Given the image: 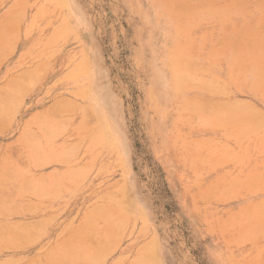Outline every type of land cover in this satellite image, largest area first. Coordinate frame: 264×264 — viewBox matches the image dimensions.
I'll return each instance as SVG.
<instances>
[{"label": "rangeland", "instance_id": "rangeland-1", "mask_svg": "<svg viewBox=\"0 0 264 264\" xmlns=\"http://www.w3.org/2000/svg\"><path fill=\"white\" fill-rule=\"evenodd\" d=\"M180 1L0 0V88H3L0 90V94L5 95L0 97V104L3 103L1 104L2 109L0 107L2 110H0V173L5 171L4 174H0V179L2 178L0 181L4 182L3 185H1L2 182L0 185L9 191L7 192L5 190L7 192L6 194L4 190H0V193L6 194L7 197L9 195L13 197L10 199L11 201L6 198L10 201L9 203L5 198L0 201H2L1 206H7V208L15 202H20L19 204L22 203L23 205L25 204L26 208L27 206H31L30 204L33 206L37 203V206L34 205L33 207L35 210L33 208L30 209V207L27 208L28 213L25 211L26 209L22 208L24 213L18 214V212H21V209L18 210V208L21 207L17 206L16 208L14 207L15 205L13 208H16L18 211L11 207L9 211L14 210L17 214L13 212L9 215L8 209L10 208L7 209L4 207L6 208L5 211H2L4 208L0 209V231L6 229V226H10V224L11 228L13 226L14 230H17L19 228L17 226L21 225L17 224L21 222H26L24 224L22 223L23 225L30 224V228L33 224L30 222L34 221L38 223L39 220V222H41V220L44 222V224L42 222L41 224L38 223L39 227L37 223H34L38 228L36 235L35 233L31 234V232H34L32 229L28 228L26 225L23 226V228L27 227L26 229L30 230V232H27L25 229L27 233L23 232L25 234H22L23 237L21 236V238L20 235L17 237L18 234H20L19 231L17 233L15 232V234H17L15 237L18 241L14 237L15 234L9 235L14 232L13 228L10 229V227H7L8 230L2 231V233L8 231L9 234L7 232L5 233L6 237H3L8 240L4 239L3 241L1 240L3 238L0 234V246H5V250L4 247L3 249L0 247V263L3 261L2 264H48V262L52 260L51 255V259H49V256H47L48 254H54L58 251L63 253L64 247V252L67 253V248L72 249L70 247V242L73 241L72 237H76L77 241L73 242H75L77 247L79 242L82 246L85 244L84 241L87 243L86 246L84 245L85 248L83 249H81L80 245L78 248L83 252L79 250L77 253L82 252L81 255L84 254L82 255L84 258H80H82V260L84 259L88 264H133L134 260L137 262L136 264H143L142 262H144V264H264V234H261L263 231L261 229L258 231L259 228L258 230H252L251 232H255L256 230V237L253 236L254 233L251 234L252 236L250 234H245L248 233L247 231L249 228L252 229L251 226L255 228L257 226L260 227V225L257 224H260L262 220L264 222V204L261 205L262 211L260 210L261 208H258L263 214L259 213L260 211L258 212V209L255 208L257 204L261 203L260 201L264 203V140L261 141L262 143H260V145L258 144L260 139H264V135L261 136L264 132V124L260 125V123H254L256 121H253V116H251L254 114L256 115V113L257 115L255 117L261 114H263L261 117L264 116V82L260 81L258 78L261 74L260 79L264 81V78H261L264 77V55H262L264 54V0ZM175 2L180 3L174 4ZM183 2L185 3L183 4ZM192 2L197 3L193 4ZM195 5H197V7ZM185 8L186 10L184 11ZM179 10H182V12ZM189 10H192V12ZM35 12L39 13L37 14ZM35 14L36 16H34ZM9 18H11L12 21L11 19L9 20ZM13 26L16 28H13ZM177 26L181 31L180 29L178 30ZM65 29L67 30L66 32ZM223 30L225 32H223ZM57 32H60L59 35ZM2 34L6 35L2 37L4 40L1 38ZM253 36L256 37V40ZM240 37L242 39H240ZM257 38L259 40H257ZM232 42H234V44ZM242 42H244V44ZM188 44L189 46H187ZM216 46L219 47L217 48ZM170 48H172V50ZM175 48L177 51H175ZM210 49L211 52L209 53ZM235 51H237L238 54ZM177 60H180V63H178ZM258 61L260 63H258ZM184 62L186 65H184ZM256 67L260 68L257 69L260 70V73L258 71L254 72L256 71ZM262 68L263 73L261 72ZM170 69L174 74L171 73ZM37 72L39 73L37 74ZM254 73H256V75L258 73L256 79H254ZM176 74L179 78L178 83H175ZM194 77L198 82H195L196 79ZM192 78H194V80ZM17 79L21 81H18L21 85L17 82ZM24 79H26V81ZM200 79L205 82H201ZM182 80L186 83V89H183L185 83L182 84ZM255 80L261 83L257 81L254 82ZM9 82L10 84H8ZM199 82L202 83V86ZM15 85L16 89L19 88L17 89L19 91L14 89ZM17 85H20V87ZM9 86L13 89H9ZM25 86L28 88L25 89ZM258 86L262 89H259ZM206 88H208L207 91ZM4 89L6 92H4ZM211 90H213V92ZM20 91H22V93ZM82 92H85L84 96ZM7 93L8 95H6ZM6 97H8V99H4ZM10 98L11 101H9ZM5 101H9L8 104L5 103ZM61 102L65 105L61 104ZM4 103L8 106L5 108L8 109L3 108ZM243 103L247 105L245 106L246 108L243 106ZM58 104L59 107H66L64 111H62L63 107L56 108ZM71 104L73 105L71 106ZM210 104L212 107H210ZM216 104H218V106ZM219 104L222 106H220L221 108H219ZM236 105L240 106L237 107ZM202 106L204 108H201ZM53 107L56 109L53 110ZM209 107L210 110L212 109L211 112L216 110V115L220 111V113H218L220 118L227 119L226 123L229 124L227 126L230 127V125H232L233 129L235 127L237 128V126L240 128V126L244 125V120H241L243 125H237L239 116L241 119L247 116L248 118L251 117L253 123L250 122L249 124L252 126L249 127L250 125H244V127L247 126L249 130L250 128L257 131L259 130L258 133L255 134L253 132L255 135L251 134L252 131L246 132L245 128L243 129L245 131L244 134L243 132H237L239 128L233 130L231 127H226L225 120V124L222 123V126H220L218 124L222 121L220 123L217 122L220 120V118L218 119V115H212L214 118L217 117L218 119L215 118L217 120H215V124L218 123V127H214V119L210 117V112L207 113L210 115L209 117L208 115H204L205 111H210L207 110ZM223 107L224 110L226 108L224 114H222L223 110H219ZM251 107L254 110L250 109ZM86 108L92 112H88ZM66 109L67 112L65 114ZM198 109L204 112L200 115L202 117L196 116L200 114ZM227 109L230 110L232 115L234 113L237 114L238 117L236 116L235 118V114L233 116L234 121L237 123L231 120L232 116L229 115L230 113L228 115L231 117L225 115ZM234 109L236 110L233 113ZM259 110L260 114H258ZM3 111L6 113H3ZM83 112H87V115L91 113L94 117L89 115L88 119V116ZM241 112L242 115L244 114V117L240 115ZM82 114L84 115L82 116ZM213 114L215 113L213 112ZM38 115L45 116L46 122L43 117ZM204 116L212 120L208 121V123H206L207 120L203 122V120H205ZM54 117L56 121L59 119L57 123ZM85 117L87 121L94 118L92 122L94 121L95 123L90 121L89 124L86 120H83ZM63 118H67L66 120L68 121L65 120V122ZM47 119L49 121L54 120L56 124L54 125V121L49 122ZM60 119H62L61 122L64 121L63 124L60 122ZM200 120H202L203 125L205 123L206 127L198 125ZM228 120L230 123L227 122ZM256 120L259 122L260 119L257 118ZM79 121H82V125H79ZM83 121L87 122L90 127ZM248 121H250V118ZM261 121L264 120H260V122ZM36 122L40 124L39 127ZM195 122L199 127L194 124ZM32 123H36V125L34 126ZM41 123L45 126L43 124L41 125ZM48 123H50V125ZM234 123H236V126ZM244 123H247L246 120ZM61 124L64 125V129L61 128ZM200 124L202 123L200 122ZM28 125L31 126V129L29 126V129L33 131L31 132L36 134L33 135L35 139H30L29 135L32 136L30 130H26L28 133L25 131ZM51 125L52 128L56 126L53 128L54 130L50 129ZM85 125L88 128H86L87 130L84 128ZM223 125L226 129L222 128ZM257 125H260V127ZM256 126L258 129L255 128ZM56 129H60L57 134H60L59 132H64V130L66 132L64 134L61 133L62 135L60 134L59 137L56 135L55 137L57 139H54L53 135L56 134L54 132ZM44 130H49L47 132L50 133L48 134L44 132ZM51 130L54 132L53 135ZM234 133L238 137L235 138L236 140H244L245 138V140L241 142L237 140V143L240 144L239 146L235 142V139H233L235 137ZM246 133L249 134L248 138L247 135L244 137ZM241 134L243 136H241ZM24 135L26 138H23L25 137ZM47 135L48 137L50 135V137L48 138ZM37 136L39 137L37 138ZM51 136H53V143H51ZM39 139L41 142L38 141ZM28 140L35 143V145V141H37V144L40 142V145L38 144V146L36 145L32 148L29 143L27 144L26 141ZM49 140H51V142H49ZM182 140L185 146L182 144ZM200 141L204 144L202 143L203 145H200V148L196 147L197 142L199 145ZM248 141V148L250 150L246 147L248 151L246 153L244 146L247 145ZM21 142H26V145ZM93 142L95 145H92ZM224 143L227 145L226 149L225 147L224 149L222 148ZM51 144H53V147H50L52 146ZM64 144H66V146ZM73 144L75 148H77V151L70 146ZM77 144H79L78 147H80V149L77 147ZM217 145H220V148ZM40 146L42 148H40L41 152H39L40 149H37V147L39 148ZM253 146L256 147L254 148ZM92 147L93 151L90 152L89 150H91ZM227 147L229 148L228 151ZM238 147H240L241 150ZM29 148L32 150V154L31 150H28ZM63 148L64 152L68 149V151H75L74 153L76 154L73 153V156L70 158L72 152L70 151V153L67 151L68 156L66 157V153L64 154L65 156L62 155L64 152L62 153L61 149ZM214 148H216L214 150L216 154L213 155V151L211 154V156H213L208 161L207 157L209 158V153ZM50 149L51 152H55L52 153L53 156L54 154L57 155V152H61L62 154L59 153L61 156L58 155L59 157H56L58 160L62 157L61 161H64H59L60 164H58L57 161L55 162V160H57L56 157L49 158L52 155ZM37 152H39V154ZM42 152L44 156L46 154L45 158L50 153V156L46 158V161L48 160L47 164L50 163L49 165L42 164V161L45 162L44 156L41 155ZM217 152H223L222 154H224V152L227 154L228 152L229 154L234 153L233 155L236 159L238 157L236 155H240L242 152L240 157L242 156L243 159L238 161L240 158L238 157V163H235L236 159L232 155L231 158H233V160L230 161L229 159L228 161V159H226L228 162L227 164L224 158H222L225 162L222 166V159L214 160L222 156V154L218 155ZM243 154L246 155L244 156ZM75 155L76 157H74ZM38 157H41L40 159H42V161H40ZM64 157L67 159L70 158L69 162L67 159L66 161ZM4 158H6L7 162L3 160ZM34 158H37L40 162L38 163L35 159L38 164L36 162L34 163ZM49 159H52L54 163L49 162L51 161ZM205 159L208 161L207 164L205 163ZM216 161H219L218 166H216V164L214 167L213 165L208 167L210 163L215 164ZM221 161L222 164L220 165ZM11 163L14 167H18V169L16 167V170L21 171L19 170L20 167L23 172L21 171L22 173H20L13 169V172L16 173L17 176L14 173H10L12 170L10 171L9 169L13 168ZM42 165L45 166L41 167ZM91 165L92 167L89 168ZM6 166H11L12 168L7 170ZM85 168L87 169V173ZM100 169L103 170L101 171ZM51 170L52 172L57 170L58 174L56 175L55 172L52 173ZM48 172H50V175ZM9 173L10 176L8 175ZM72 173H74V175H72ZM199 173H201L200 176L197 175ZM19 174L20 177L18 178ZM40 174L42 176H40ZM52 174H55L56 177H53L60 180L61 184L64 183L58 186L60 185L59 181L53 177L51 178L50 176H52ZM75 174L77 175L76 177H74ZM65 175H67V177L70 176V178L73 176V178L70 179L71 182H68L69 178ZM8 176L12 178L7 183L6 180H9ZM245 176L246 178L252 177V180L249 178L247 179L250 183L252 182L251 184H258L251 186L249 182H246L247 185L242 186L245 184L244 180V183L240 187L237 186L238 191L232 190L235 188V185L232 189L229 187L232 192L234 191L233 193L230 192L233 194L230 197L226 196L227 198H224L225 192L221 196V193L218 195L224 188L230 186L229 178L235 183L233 181L234 178L243 180L242 178ZM36 178L39 182L40 178L42 180L44 179L43 182L45 181L46 184L39 183ZM61 178H63V180ZM222 178H224V181H222ZM257 178L259 179L258 181L256 180ZM25 179L29 180V184L32 179L30 186L33 189L27 184L28 180L26 181ZM51 179H53L55 186L58 187L61 194L57 187H54ZM241 180L237 181V183ZM72 181H75L74 186ZM35 182H37V184ZM5 183L7 185H5ZM9 185H12V187H9ZM34 185L35 188L36 186L38 187L35 189L33 187ZM49 185L50 191H48L47 188ZM257 186L260 188L258 189ZM24 187L28 192L29 190L33 191L30 192L34 194L36 190L42 191L43 187L47 190L43 188L42 192L44 194L41 193V191H36L39 193V195L36 193L39 198L44 196V198L36 199L38 196H30V192L23 194L22 192L24 191H22V188ZM255 187L259 191H254L255 193H252L251 191L256 190ZM18 188L21 189V191H18ZM16 190L17 194L15 193ZM229 191L230 190H226L227 193ZM10 192H13L12 195ZM19 192L22 195L21 197L18 196ZM209 192L213 194L211 195ZM3 194H0V198L3 197ZM205 194H207L206 199ZM48 195L50 196L47 197ZM213 195H215V197H213ZM254 204H256L255 207L253 206ZM97 205L104 211L102 212L99 208L97 209ZM249 205H251L250 207L252 209L255 208L258 214L262 215H260V218L258 217L259 215H256L258 221L262 218L260 223L256 224L258 221L254 219V213H256L255 209H245L246 206ZM92 207L93 211L91 210ZM244 209L246 212L243 211ZM249 210H251L254 216H252L250 212L251 216L248 217ZM86 211L88 213H85ZM3 212L5 215H3ZM99 212L101 214L100 217L98 216ZM236 212L243 216H238L242 223V229H240L241 223L238 221L240 223L239 226L237 222L238 219L236 220L238 215ZM243 212L245 215L246 213L248 214L246 216L249 220L254 219L256 222L253 223V220H251L249 222L251 226L248 225V222V224L244 223L243 220L246 217L243 215ZM102 215H105L104 218L111 217V219L107 221L108 218H105L104 220L107 221L105 222L101 220ZM84 216L87 218L84 219ZM89 216L91 218L89 222L92 221L87 224ZM94 216L98 218H93ZM230 217L231 219L233 218L232 221L231 219L227 221ZM247 218L246 221H249ZM27 221H30L29 224H27ZM93 221L97 223L96 227L99 228H97L98 232L93 228L95 227ZM115 221L120 223L117 224ZM107 223H109V225ZM113 223L119 225L118 228L117 225L115 224L114 226ZM106 224L109 226L110 233L106 230V235H104V227L107 226ZM112 224L114 229L112 228ZM123 224L125 226H123ZM263 224L261 226H263ZM33 226L36 228L35 225ZM90 228L94 230L90 232ZM111 228L113 230H111ZM260 228L264 230V226ZM22 230L20 231L22 232ZM80 231H82L81 233L84 231V234H81ZM94 231H96L95 236L97 234H102L101 237L103 239L107 237L109 233V238L104 239V241L107 242V244L105 243L106 246L102 244L104 241L103 239V242L101 241V237L96 240L94 234H92ZM86 232H88L89 235H87ZM112 233L114 235L115 233L117 234L113 237L114 240L110 239V236H113L110 235ZM119 233L123 234V236L120 234L118 237ZM238 233L242 234L243 237H240V239L235 242L240 236ZM28 234L32 235V237L30 235L32 240ZM67 234L70 236H67ZM24 235H28L26 240H24L26 238ZM7 236H12V239L14 237V241L11 237L8 238ZM115 237L121 239L118 240V238L115 239ZM63 238V241L67 238L68 240L71 238V241L67 240V242L65 241L63 243ZM19 239L21 241H28L21 242ZM107 239H110L111 242L116 241L117 243H114L115 247L109 240L106 241ZM252 239L253 241L251 242ZM1 241H7L9 245L6 246V244H8L7 242H5L6 244H1ZM99 241L102 242L101 244L104 247H102L101 244L96 245ZM68 242L70 245L67 244ZM10 244H12V246ZM72 244V247L76 246L74 243ZM109 244L112 245L114 249L111 250L112 247H108ZM61 246H63L62 250ZM87 246L96 247L97 251H92L91 247L88 248L91 249V251H89L87 250ZM59 247L61 248L59 249ZM54 249L57 250L54 251ZM93 249L95 250V248ZM77 250L76 248V251ZM105 250H107L108 253H102V251L104 252ZM73 251L75 252V250ZM68 253H70V251ZM68 253L66 260L68 258L69 261L71 257H69ZM88 253L94 257L90 256V258ZM63 255L65 256L64 253ZM63 255L57 257V263L55 261L54 264H63L65 261L63 260L62 263V259L65 258H62ZM78 255L80 254L75 255V260H73L74 255L72 253V261H76L74 264L84 263V261L78 259ZM44 256L45 259L43 258ZM87 256L91 261L94 259L95 262L90 261L89 263L90 259ZM53 257L55 258V256ZM100 257L102 260H100ZM54 258L53 260H55ZM58 258L62 259L59 260ZM53 260L49 264H53ZM98 260L101 262L99 263ZM136 260H140L141 262ZM68 261V264L72 263L71 260L69 261L70 263ZM77 261L80 262L77 263Z\"/></svg>", "mask_w": 264, "mask_h": 264}, {"label": "bare ground", "instance_id": "bare-ground-1", "mask_svg": "<svg viewBox=\"0 0 264 264\" xmlns=\"http://www.w3.org/2000/svg\"><path fill=\"white\" fill-rule=\"evenodd\" d=\"M178 1H180V0H178ZM182 1H184V0H182ZM186 1H187V0H186ZM186 1H185V2H186ZM190 1H191V0H190ZM194 1H195V0H194ZM194 1H193V2H194ZM180 2H181V1H180ZM180 2H179V3H180ZM185 2H183V4H184ZM193 2H192V3H193ZM179 3H176V2H175L174 4H179ZM189 3H190V2H189ZM196 3H197V2H196ZM196 3H193V4H196ZM187 4H188V3H187ZM213 4H214V2H213ZM235 4H237V3H235ZM38 5H39V4H38ZM190 5H192V4H190ZM206 5H207V4H206ZM209 5H210V4H209ZM39 6H40V5H39ZM176 6H177V5H176ZM176 6H175V7H176ZM183 6H184V5H183ZM195 6L197 7V5H195ZM225 6H226V5H225ZM225 6H224V7H225ZM177 7H178V6H177ZM184 7H186V6H184ZM187 7H188V5H187ZM192 7H193V6H192ZM196 7H195V8H196ZM220 7H221V6H220ZM228 7H229V6H228ZM40 8H41V6H40ZM47 8H48V6H47ZM37 9H38V8H37ZM225 9H226V8H225ZM175 10H176V8H175ZM185 10H186V8L184 9V11H185ZM36 11H37V10H36ZM173 11H174V7H173ZM179 11L182 12V10H179ZM189 11L192 12V10H189ZM175 12H176V11H175ZM35 13L38 14L39 12H35ZM43 14H44V13H43ZM34 16H36V14H35ZM10 19H11V18H9V20H10ZM11 21H12V19H11ZM15 21H16V20H15ZM16 23H17V22H16ZM2 24H3V22H2ZM257 24H258V23H257ZM16 25H17V24H16ZM10 26H11V24H10ZM256 26H257V25H256ZM14 27H15V26H13V28H14ZM254 27H255V26H254ZM15 28H16V27H15ZM17 28H18V26H17ZM63 28H64V25H63ZM177 28H178V26H177ZM179 29H180V28H178V30H179ZM232 30H234V29H232ZM247 30H248V29H247ZM66 31H67V30L65 29V32H66ZM180 31H181V29H180ZM180 31H179V32H180ZM176 32H177V31H176ZM223 32H225V31L223 30ZM232 32H233V31H232ZM59 33H60V32H59ZM59 33L57 32L58 35H59ZM187 33H188V32H187ZM242 33H243V32H242ZM245 33H248V32H245ZM254 33H255V32H254ZM222 34H223V33H222ZM0 35H1V33H0ZM58 35H56V36H58ZM60 35H61V34H60ZM241 35H242V34H241ZM254 35H255V34H254ZM258 35H259V34H258ZM3 36H6V35L2 34L1 38H2ZM8 36H9V35H8ZM242 36H244V35H242ZM242 36H241V37H242ZM247 36H249V35H247ZM251 36H252V35H251ZM218 37H220V36H218ZM236 37H237V36H236ZM241 37H240V39H242ZM253 37H254V36H253ZM5 38H6V37H5ZM54 38H55V36H54ZM54 38H52V39H54ZM204 38H205V37H204ZM246 38H247V37H246ZM255 38H256V37H254V39H255ZM258 38H259V37H258ZM258 38H257V40H259ZM2 39L4 40V38H2ZM249 39H251V38H249ZM230 40H231V39H230ZM251 40H252V39H251ZM255 40H256V39H255ZM187 41H188V40H187ZM192 41H193V40H192ZM210 41H211V40H210ZM242 41H243V40H242ZM6 42H7V41H6ZM50 42H52V41H50ZM182 42H183V41H182ZM223 42H224V41H223ZM260 42H261V41H260ZM52 43H53V42H52ZM190 43H191V42H190ZM232 43L234 44V42H232ZM242 43L244 44V42H242ZM245 43H246V42H245ZM261 43H262V42H261ZM263 43H264V42H263ZM182 44H184V43H182ZM201 44H204V43H201ZM229 44H230V43H229ZM243 44H242V45H243ZM247 44H248V43H247ZM258 44H259V42H258ZM221 45H222V44H221ZM230 45H231V44H230ZM178 46H179V45H178ZM178 46H177V47H178ZM187 46H189V44H188ZM250 46H251V45H250ZM252 46H253V45H252ZM172 47H173V45H172ZM180 47H181V46H180ZM216 47H217V46H216ZM218 47H219V46H218ZM218 47H217V48H218ZM178 48H179V47H178ZM214 48H215V47H214ZM214 48H213V49H214ZM223 48H224V47H223ZM250 48H251V47H250ZM250 48H249V49H250ZM170 49L172 50V48H170ZM173 50H174V49H173ZM182 50H183V49H182ZM215 50H216V49H215ZM175 51H177L176 48H175ZM179 51H181V50H179ZM217 51H218V49H217ZM243 51H244V49H243ZM210 52H211V49H210L209 53H210ZM235 52H237V51H235ZM260 52H261V51H260ZM170 53H171V52H170ZM178 53H179V52H178ZM181 53H182V52H181ZM184 54H185V53H184ZM237 54H238V52H237ZM41 55H43V54H41ZM262 55H264V54H262ZM82 56H83V55H82ZM170 56H171V55H170ZM236 56H237V55H236ZM174 57H175V55H174ZM240 57H241V56H240ZM263 57H264V56H263ZM175 58H176V57H175ZM194 58H195V57H194ZM242 58H243V57H242ZM83 59H84V58H83ZM182 59H183V58H182ZM185 59H186V58H185ZM81 60H82V58H81ZM177 61H178V60H177ZM179 61H180V60H179ZM179 61H178V63H180ZM263 61H264V60H263ZM181 62H182V61H181ZM186 62H187V61H186ZM166 63H167V62H166ZM176 63H177V62H176ZM176 63H175V64H176ZM190 63H191V62H190ZM245 63H246V60H245ZM249 63H250V62H249ZM258 63H260V62L258 61ZM242 64H244V63H242ZM179 65H180V64H179ZM184 65H186L185 62H184ZM257 65H258V64H257ZM85 66H86V65H85ZM177 66H178V65H177ZM177 66H175V67H177ZM191 66H192V64H191ZM178 67H179V66H178ZM184 67H185V66H184ZM184 67H183V68H184ZM195 67H196V66H195ZM41 68H43V67H41ZM83 68H84V67H83ZM86 68H87V67H86ZM179 68H180V67H179ZM197 68H198V67H197ZM239 68H240V67H239ZM241 68H242V67H241ZM43 69H44V68H43ZM171 69H172V68H171ZM171 69H170V71H171ZM184 69H185V68H184ZM184 69H183V70H184ZM230 69H231V68H230ZM257 69H260V68H257V67H256V71H254V72H257V71H258V72L260 73V70H257ZM36 70H37V69H36ZM77 70H78V69H77ZM81 70H82V69H81ZM173 70H174V69H173ZM186 70H187V69H186ZM190 70H191V69H190ZM245 70H246V69H245ZM261 70H262L261 72L263 73V68H262ZM38 71H39V70H38ZM179 71H180V70H179ZM187 71H189V70H187ZM191 71H192V70H191ZM252 71H253V70H252ZM175 72H176V71H175ZM238 72H239V70H238ZM21 73H22V72H21ZM21 73H20V74H21ZM31 73H32V72H31ZM38 73H39V72H37V74H38ZM70 73H71V72H70ZM171 73H173V72L171 71ZM203 73H204V72H203ZM239 73H240V72H239ZM239 73H238V74H239ZM23 74H24V72H23ZM173 74H174V73H173ZM207 74H208V71H207ZM69 75H70V74H69ZM178 75H179V74H178ZM236 75H237V74H236ZM257 75H258V73H257ZM257 75H256V73H254V76H255L254 79H256V76H257ZM19 76H21V75H19ZM172 76H173V75H172ZM183 76H185V75H183ZM189 76H190V75H189ZM203 76H205V75H203ZM244 76H245V75H244ZM260 76H261V74H260ZM260 76H258L259 80L262 81V82H264L262 79H260ZM17 77H18V76H17ZM73 77H74V76H73ZM185 77H186V76H185ZM206 77H207V76H206ZM27 78H28V77H27ZM35 78H36V77H35ZM189 78H190V77H189ZM194 78H195V77H194ZM194 78H192V79L194 80ZM197 78H198V77H197ZM258 78H257V79H258ZM261 78H264V77H261ZM67 79H68V78H67ZM72 79H73V78H72ZM183 79H184V78H183ZM187 79H188V78H187ZM190 79H191V78H190ZM195 79H196V78H195ZM205 79H206V78H205ZM12 80H15V79H12ZM24 80L26 81V79H24ZM24 80H22V81H24ZM35 80H36V79H35ZM188 80H189V79H188ZM200 80H201V79H200ZM18 81H20V80L17 79V82H18ZM172 81H173V80H172ZM175 81H176V82H175ZM175 81H174L175 83H178V82H179V78L177 77V74H176V76H175ZM180 81H181V80H180ZM185 81H186V80H185ZM191 81H192V80H191ZM191 81H190V82H191ZM202 81H203V80H201V82H202ZM210 81H211V80H210ZM247 81H248V79H247ZM256 81H257V80H255L254 82H256ZM260 81H259V82L257 81V82H258V83H261ZM10 82H11V79H10ZM10 82H9L8 84H10ZM15 82H16V81H15ZM20 82H21V81H20ZM20 82H18V83L21 85ZM182 82H183V80H182ZM187 82H189V81H187ZM195 82H198V80L196 79ZM203 82H205V81H203ZM254 82H253V85H254ZM11 83H12V82H11ZM26 83H27V82H26ZM28 83H29V82H28ZM184 83H185V82H183L182 84H184ZM192 83H193V82H192ZM217 83H218V82H217ZM14 84H17V83H14ZM23 84H24V83H23ZM187 84H189V83H187ZM199 84L202 86V83L199 82ZM210 84H211V83H210ZM256 84H257V83H256ZM256 84H255V85H256ZM20 85H17V86L20 87ZM172 85H173V84H172ZM191 85H193V84H191ZM203 85H204V84H203ZM205 85H206V84H205ZM205 85H204V86H205ZM22 86H23V85H22ZM29 86H30V85H29ZM183 86H184L185 88H184ZM183 86H182L183 89H186V83H185V85H183ZM201 86H200V87H201ZM204 86H203V87H204ZM206 86H207V85H206ZM218 86H219V85H218ZM14 87H15V88H14L15 90L19 89V88L16 89V85H15ZM25 87H26V86H25ZM25 87H23V88H25ZM177 87H178V86H177ZM193 87H194V86H193ZM193 87H192V88H193ZM255 87H256V86H255ZM5 88H6V87H5ZM11 88H12V87L9 86V89H11ZM27 88H28V87H26L25 89H27ZM196 88H198V87H196ZM196 88H195V89H196ZM204 88H205V87H204ZM210 88H211V87H210ZM251 88H252V87H251ZM258 88L260 89L261 87L258 86ZM258 88H257V89H258ZM2 89H3V88H0V90H2ZM12 89H13V88H12ZM12 89H11V90H12ZM25 89H24V90H25ZM175 89H178V88H175ZM207 89H208V88H206V91H207ZM212 89H213V88H212ZM261 89H262V88H261ZM263 89H264V88H263ZM11 90H9V91H11ZM84 90H85V89H84ZM189 90H190V89H189ZM203 90H204V89H203ZM7 91H8V90H7ZM17 91H19V90H17ZM25 91H26V90H25ZM25 91H24V92H25ZM80 91H81V89H80ZM209 91H210V89H209ZM211 91L213 92V90H211ZM4 92H6L5 89H4ZM20 92L22 93V91H20ZM155 92H156V91H155ZM183 92H184V91H183ZM73 93H74V92H73ZM79 93H80V92H79ZM82 93H83V92H82ZM84 94H85V92L83 93V96H84ZM220 94H222V93H220ZM3 95H4V94H3ZM3 95L0 94V97L3 96ZM6 95H8V93H7ZM77 95H78V94H77ZM224 95H225V93H224ZM4 96H5V95H4ZM13 96H14V95H13ZM13 96H12V98H13ZM75 96H76V95H75ZM182 96H183V95H182ZM8 97H10V96H8ZM8 97H6V98H4V99H8ZM263 98H264V94H263ZM15 100H16V99H15ZM67 100H68V99H67ZM9 101H11V98H10ZM9 101H8V102H9ZM8 102L5 101V103H7V104H8ZM14 102H15V101H14ZM62 102H64V101H62ZM62 102H61V104H63ZM238 102L241 103L240 101H238ZM5 103H4L3 108L8 107ZM71 103H72V102H71ZM183 103H184V102H183ZM187 103H188V102H187ZM197 103H198V102H197ZM1 104H3V103H1ZM1 104H0V107H1ZM17 104H18V103H17ZM188 104H189V103H188ZM191 104H192V103H191ZM200 104H201V103H200ZM203 104H204V103H203ZM220 104H222V103H220ZM220 104H219V108L222 107ZM224 104H225V103H224ZM9 105H10V103H9ZM63 105H65V104H63ZM72 105H73V104H71V106H72ZM89 105H90V104H89ZM213 105H214V104H213ZM216 105L218 106V104H216ZM216 105H215V106H216ZM225 105H226V104H225ZM227 105H228V104H227ZM229 105H230V104H229ZM57 106H58V107H57ZM68 106H69V105H68ZM68 106H67V107H68ZM183 106H184V105H183ZM203 106H204V105H203ZM203 106H202L201 108H204ZM220 106H221V107H220ZM223 106H224V105H223ZM231 106H232V105H231ZM236 106H237V105H236ZM239 106H240V105H239ZM239 106H237V107H239ZM243 106L245 107V106H247V105L243 103ZM62 107H63V106H62ZM62 107H59V104L56 105V108H62ZM73 107H74V106H73ZM194 107H195V106H194ZM198 107H199V106H198ZM210 107H212L211 104H210ZM210 107H209V109H207V110H210ZM224 107H225V106H224ZM224 107H223L222 109H219V110H223V111H222V114H224V111L226 110V108H225V110H224ZM226 107H227V106H226ZM53 108H54V107H53ZM56 108H54L53 110H55ZM65 108H66V107L64 106V107L62 108V111H64ZM69 108H70V107H69ZM91 108H92V107H91ZM91 108H90V109H91ZM207 108H208V106H207ZM213 108H214V106H213ZM217 108H218V107H217ZM240 108H241V107H240ZM245 108H246V107H245ZM1 109H2V107H1ZM1 109H0V110H1ZM5 109H8V108H5ZM5 109H4V110H5ZM67 109H68V108H67ZM67 109L65 110V114H66V112H67ZM86 109H87V108H86ZM181 109H182V108H181ZM248 109H249V108H248ZM250 109L254 110L252 107H251ZM51 110H52V109H51ZM87 110H88V109H87ZM192 110H195V109H192ZM198 110H199V109H198ZM203 110H204V109H203ZM211 110H212V109H211ZM211 110H210V111H207V112L204 110L205 113H204L203 111H200V110H199V111H200V112H199L200 114H198V115H196V116H200L201 113H202V114L204 113V115H206V116L208 115V117L211 115L210 117H211V118L213 117V119H214V122H213V123L215 124V120L217 119V117H215V118H216V119H215L214 116H217V115H218V116H219L218 119H219V118H220V115H219L218 113H220V111L218 112V110H217L218 113H217V115H216V112H215L216 110H215V111L213 110L212 112H211ZM228 110H229V109H227V111L225 112V115L228 116V117H231V116H232V117H231L232 119H231V118H230V119L234 121V117H233V116H234V114H235L234 111H235L236 109L233 110V113H234L233 115H232V113H230V110H229V111H228ZM1 111H2V110H1ZM89 111H90V110H88V112H89ZM247 111H248V110H247ZM249 111H250V110H249ZM4 112H5V111H3V113H4ZM6 112H7V110H6ZM6 112H5V113H6ZM9 112H10V110H9ZM11 112H12V111H11ZM48 112H49V111H48ZM54 112H55V111H54ZM68 112H69V111H68ZM90 112H92V111H90ZM93 112H94V111H93ZM184 112H185V110H184ZM186 112H187V111H186ZM189 112H191V111H189ZM196 112H198V111H196ZM209 112H210V115L207 114V113H209ZM213 112H214L215 114H213ZM227 112H228V113H227ZM238 112H239V110H238ZM70 113H71V112H70ZM83 113H84V112H83ZM86 113H87V112H86ZM86 113H84V114H86ZM193 113H194V112H193ZM226 113H227V114H226ZM229 113H230V114H229ZM251 113H252V112H251ZM0 114H1V113H0ZM60 114H62V113H60ZM84 114H82V116H83ZM96 114H97V113H96ZM228 114L231 115V116H229ZM238 114H239V113H238ZM247 114H248V113H247ZM258 114H260V110H259V113H258ZM89 115H91V113L88 114V115L86 114V116H88V119H89ZM98 115H99V114H98ZM188 115H189V114H188ZM212 115H214V116H212ZM240 115H242V112H241ZM243 115H244V114H243ZM243 115H242V117H244ZM249 115H250V114H249ZM256 115H257V113H256ZM256 115H255V114H254V115H251V116H253V121H256V122H254V123H257V124L260 123V125H263V124H264V121H261V122H260V120H264V118H263L264 116L261 117L263 114L259 115L260 117H259V116L255 117ZM38 116L43 117V118L45 117V116H43V115H38ZM49 116H52V115H49ZM91 116H93V115H91ZM179 116H180V115H179ZM236 116H237V114H235V118H236ZM246 116H247V115H246ZM35 117H36V116H35ZM60 117H62V116H60ZM93 117H94V116H93ZM200 117H202V116H200ZM224 117H225V116H224ZM228 117H227V118H228ZM237 117H238V116H237ZM43 118H42V119H43ZM45 118H46V117H45ZM45 118H44V121H45ZM54 118H55V117H54ZM72 118H74V117H72ZM90 118H91V117H90ZM95 118H96V117H95ZM187 118H188V117H187ZM204 118H205V120H203V122L207 120L206 123H208V121H211V120H212V119L207 118V117H205V116H204ZM244 118H245V117H244ZM244 118L241 119L240 116H239V122H240V123H239V122L237 123L236 121H234V122H236L237 125H241V124H242V123H241V120H244V121L246 120L247 123L245 124L244 121H243V124H244V125H247V126L250 125L249 127H251L252 125L249 124V123L252 122V118L249 117V118H250V121H248V119H249L248 116L246 117L247 119H246V118L244 119ZM254 118H255V120H254ZM257 118L260 119L259 122H258V120H256ZM42 119H40V120H41L42 122H44ZM51 119H52V117H51ZM63 119H64V118H63ZM66 119H67V118H65L64 121H65ZM93 119H94V118H93ZM93 119H90V121L92 122ZM96 119H97V118H96ZM98 119H99V118H98ZM101 119H102V118H101ZM101 119H100V120H101ZM196 119H197V118H196ZM218 119H217V120H218ZM228 119H229V118H228ZM0 120H1V119H0ZM40 120H39V122H40ZM47 120H48V119H47ZM58 120H59V119H58ZM58 120H57V121H58ZM61 120H62V119H60V122H61ZM71 120H72V119H71ZM71 120H70V121H71ZM83 120H86V121H87L86 117H85ZM198 120H199V118H198ZM217 120H216V121H217ZM224 120H225V118L222 119V117H221L220 120L217 121V122H219V123H220L221 121H222V122H221L220 124H218V123H217V124L220 125V126H222L221 124H222V123L225 124L227 119L225 120V123H224ZM231 120H230V121H231ZM235 120H236V119H235ZM48 121H49V120H48ZM53 121H54V120H53ZM53 121L50 120L49 122H53ZM55 121H56V118H55ZM55 121H54V125L57 123V121H56V123H55ZM64 121H62L61 123L63 124ZM66 121H68V120H66ZM66 121H65V122H66ZM90 121L88 120L87 122L89 123ZM193 121H194V120H193ZM233 121H232V122H233ZM237 121H238V120H237ZM45 122H46V121H45ZM83 122H85V121H83ZM87 122H85V124H87ZM93 122H94V121H93ZM93 122H92V123H93ZM196 122H197V120H196ZM196 122H195L194 124H196ZM200 122H201L202 124H200ZM200 122H199L198 125H202L203 127H206V126H205V123H204V125H203L202 120H200ZM227 122H229V120H228ZM232 122H231V123H232ZM262 122H263V123H262ZM27 123H28V122H27ZM36 123H38V122H36ZM36 123H35V124L32 123V125L35 126ZM94 123H95V122H94ZM97 123H98V122H97ZM229 123H230V122H229ZM236 123H234L235 126H236ZM252 123H253V122H252ZM42 124H43V123H41V125H42ZM48 124L50 125V123H48ZM52 124H53V123H52ZM62 124H61V125H62ZM89 124H90V123H89ZM89 124H87V126L90 127ZM217 124H215V125H213V126L216 127ZM232 124H233V123H232ZM243 124H242V125H243ZM23 125H24V124H23ZM39 125H40V124L38 123L37 126L39 127ZM43 125H44V124H43ZM49 125H48V126H49ZM54 125H53V126H54ZM67 125H68V124H67ZM79 125H82V121H79ZM79 125H78V126H79ZM94 125H96V124H94ZM94 125H93V126H94ZM198 125L196 124V126H198ZM227 125H229L228 123H226V127H229V126H227ZM244 125H243V126H240V128H239V126H237V128L235 127L234 129L237 130V129L239 128L240 130L238 129L237 132H240V133L243 132V134H244L245 131H246V132H247V131H252L251 134H254V133L256 134V133H258V131H259V130H258V131H257V130H254V129H252V128H250V130H249V128H248L247 126L244 127ZM260 125H259V126L257 125V126L260 127ZM25 126H26V125H25ZM29 126H30V125H28V127L25 129V131H26L27 129H28V131L31 129V126H30V129H29ZM44 126H45V125H44ZM57 126H58V124H57ZM85 126H86V125H85ZM85 126H84V128L86 129L87 126H86V127H85ZM207 126H210V125H207ZM213 126H211V127H213ZM220 126H219V127H220ZM257 126H256L255 128H257ZM50 127H51L50 129L54 130L53 128H55L56 126H54V127L52 128V125H51ZM60 127H61V126H60ZM81 127H83V126H81ZM198 127H199V126H198ZM217 127H218V126H217ZM226 127L223 125L222 128H225V129H226ZM230 127H231V129H233V128H232V125H230ZM230 127H229V128H230ZM241 127H242V128H241ZM246 127H247V129H246ZM262 127H263V126H262ZM42 128H43V127H42ZM44 128H45V127H44ZM61 128L64 129V125H62ZM66 128H67V127H66ZM79 128H80V127H79ZM244 128H245V131L243 130ZM253 128H254V127H253ZM23 129H24V127H23ZM47 129H49V128H47ZM50 129H49V130H50ZM63 129H62V131H63ZM82 129H83V128H82ZM87 129H88V128H87ZM87 129H86V130H87ZM101 129H102V127H101ZM101 129H100V130H101ZM231 129H230V131H231V133H232V130H231ZM234 129H233V130H234ZM241 129H242V131H241ZM251 129H252V130H251ZM257 129H258V128H257ZM259 129H260V128H259ZM49 130H46V131L44 130V132H47V131H49ZM52 130H51V131H52ZM77 130H78V129H77ZM86 130H85V131H86ZM261 130H262V129H261ZM23 131H24V130H23ZM25 131H24V132H25ZM31 131H32V130H30V133L33 132V131H32V132H31ZM58 131H60V129H58V130L56 129V130L54 131V132L56 133L55 135H53L54 132L52 131V135H53L54 137L51 136V140H52V137H53L54 139H57V138L55 137L56 135H58V137H59L61 133L64 134V133L66 132V131L64 130V132H59L60 134H57ZM89 131H90V130H89ZM26 132H27V131H26ZM253 132H254V133H253ZM27 133H28V132H27ZM47 133H48V132H47ZM47 133H46V134H47ZM49 133H50V132H49ZM49 133H48V134H49ZM87 133H89V132H87ZM34 134H35V133H34ZM34 134L32 133V136L29 135L30 139H35V136L33 137ZM42 134H43V133H42ZM62 134H61V135H62ZM95 134H96V133H95ZM95 134H94V135H95ZM110 134H111V133H110ZM234 134H235V133H234ZM237 134L240 135L239 133H237ZM255 134H254V135H255ZM25 135H26V133H25ZM25 135H24V136H25ZM35 135H36V134H35ZM44 135H45V134H44ZM44 135H43V136H44ZM223 135H224V133H223ZM225 135H227V134H225ZM246 135H247V138H248L249 134L246 133L244 137H246ZM263 135H264V132H263V134H262L261 136H263ZM20 136H21V135H20ZM82 136H83V135H82ZM90 136H91V135H90ZM100 136H101V135H100ZM241 136H243V135L241 134ZM31 137H33V138H31ZM38 137H39V136H37V138H38ZM47 137H48V135H47ZM49 137H50V135H49ZM49 137H48V138H49ZM223 137H224V136H223ZM225 137H227V136H225ZM229 137H230V136H229ZM257 137H259V136H257ZM257 137H256V139H257ZM19 138H21V137H19ZM19 138H18V139H19ZM23 138H26V136L23 137ZM37 138H36V139H37ZM98 138H99V137H98ZM98 138H97V139H98ZM235 138H238L236 134H235V137H234L233 139H235ZM242 138H243V137H242ZM242 138H241V139H242ZM251 138H252V137H251ZM261 138H263V137H261ZM21 139H22V138H21ZM27 139H28V138H27ZM95 139H96V138H95ZM100 139H101V137H100ZM19 140H20V139H19ZM45 140H46V137H45ZM51 140H49V142H51ZM82 140H83V139H82ZM84 140H85V138H84ZM89 140H90V139H89ZM92 140H93V139H92ZM176 140H177V139H176ZM200 140H201V139H200ZM237 140H238V139H237ZM237 140L235 139V142H236V143H237L238 141H239V142L244 141L245 138H244V140H238V141H237ZM250 140H251V139H250ZM263 140H264V139H260L258 144L260 145V143H262L261 141H263ZM21 141H22V140H21ZM28 141H30V140H28ZM28 141H26L27 144L29 143V144L32 146V148H34L36 145L38 146V144L40 145V142H41L40 139H39L38 141H40V142H38V144H37V141H35V142H36V145H35V143H32L31 141L28 142ZM32 141H33V140H32ZM53 141H54V140H52L51 143H53ZM198 141H199V140H198ZM210 141H211V139H210ZM26 142H24V143L21 142V143L25 144ZM90 142H91V141H90ZM97 142H98V141H97ZM200 142H201V141H200ZM200 142H199V145H198V142H197V146H196V147H199V148H200V145H203V144H204L203 142H201V143H200ZM235 142H233V143L236 144ZM31 143H32L33 145H32ZM81 143H82V142H81ZM194 143H196V142H194ZM202 143H203V144H202ZM213 143H216V142H213ZM217 143H218V142H217ZM248 143H249V141L247 142V145L244 146L245 149H246V147H247V149H249V148H248ZM60 144H61V143H60ZM66 144H67V143H66ZM66 144H64V145L66 146ZM89 144H90V143H89ZM101 144H102V143H101ZM182 144L185 146V144L183 143V140H182ZM209 144H211V143H209ZM218 144H219V143H218ZM237 144H238V146L240 145L239 143H237ZM237 144H236V145H237ZM263 144H264V143H263ZM25 145H26V144H25ZM46 145H47V144H46ZM51 145H52V146H50V147H53V144H51ZM75 145H76V144H75ZM92 145H95V143L93 142ZM187 145H188V144H187ZM250 145H251V144H250ZM259 145H258V149H259ZM33 146H34V147H33ZM41 146H42V145H41ZM41 146H40L39 148L37 147V149H40ZM70 146H72V149L75 148L74 144H73V145H70ZM70 146H69V147H70ZM78 146H79V144H77V147H78ZM81 146H82V145H81ZM98 146H99V145H98ZM115 146H116V145H115ZM193 146H194V145H193ZM207 146H208V145H207ZM207 146H206V147H207ZM217 146H218V145H217ZM219 146H220V145H219ZM219 146H218V147H219ZM226 146H227V145L224 143V146L222 145V148L224 149V147H225V149H226ZM28 147H30V146H28ZM69 147H67V148H69ZM96 147H97V146H96ZM196 147H195V148H196ZM209 147H210V146H209ZM241 147H242V146H241ZM253 147L255 148L256 146H253ZM253 147H252V148H253ZM25 148H26V146H25ZM30 148H31V147H30ZM30 148L28 149L29 151L32 149V148H31V149H30ZM78 148L80 149V147H78ZM87 148H88V147H87ZM87 148H86V149H87ZM192 148H193V147H192ZM195 148H194V149H195ZM219 148H220V147H219ZM219 148H218V149H219ZM227 148H228V147H227ZM230 148H231V147H230ZM238 148L240 149V147H238ZM41 149H42V148H41ZM41 149H40L39 152H41ZM48 149H49V147H48ZM51 149H53V148H51ZM51 149H50V153H51V154H52V153H55V152H53V151L51 152ZM65 149H66V148H65ZM69 149H70V148H69ZM76 149H77V148H75L74 150H76ZM88 149H89V148H88ZM215 149H216V148L212 149V151L210 150L211 152L209 151V152H210V153H209V158L207 157L208 161H209V159L212 158V156H213L214 154H216L215 151H214ZM218 149H217V150H218ZM231 149H232V148H231ZM242 149H243V148H242ZM247 149H246V151L244 150L246 153L248 152ZM34 150H35V149H34ZM34 150H33V151H34ZM54 150H55V149H54ZM66 150L68 151V149H66ZM200 150H201V149H200ZM217 150H216V151H217ZM228 150H229V148L227 149V151H228ZM232 150H233V149H232ZM240 150H241V149H240ZM249 150H250V149H249ZM42 151H45V150H42ZM61 151H62V153H63V152H64V148L61 149ZM67 151L64 152L63 154H62L61 152H57L58 154H57V155L54 154V156H53V154L50 156V153H49V155H47L46 158H48V156H50L49 158H52V157L55 158L56 156L59 157V156H61L60 154L64 155L65 153H66V157H67V156H68ZM70 151H71V150H69L68 152H70ZM76 151H77V150H76ZM89 151L92 152V151H93V147H92V149L89 150ZM213 151H214V152H213ZM222 151H223V150H222ZM230 151H231V150H230ZM237 151H238V150H237ZM39 152H37V153L39 154ZM71 152H72V153H71ZM71 152H70V153H71L70 158L73 156V153H74L75 151H74V152L71 151ZM97 152H98V151H97ZM97 152H96V153H97ZM204 152H205V151H204ZM212 152H213V155L211 156ZM233 152H234V151H233ZM245 152H244V153H245ZM59 153H60V154H59ZM70 153H69V155H70ZM104 153H105V152H104ZM206 153H207V150H206ZM222 153H223V152H222ZM222 153H220V152L218 153V152H217L218 155H219V154H222ZM234 153H236V152H234ZM234 153L229 154V152H228V154H227V153L224 152V154H222V156L220 155L221 157H218V156H217V157L220 158V159L215 158L214 160H221L222 158H224L225 161H226V159H228V161H229V159H230V161H232L233 158H231V157H232V155H233ZM238 153H239V152H238ZM31 154H32V150H31ZM33 154H34V153H33ZM47 154H48V152H47ZM74 154H76V153H74ZM99 154H100V153H99ZM99 154H95V155H99ZM241 154H242V152H241ZM241 154H240V155H241ZM36 155H37V154L35 153V156H36ZM41 155H43V152H42ZM58 155H59V156H58ZM229 155H230V156H229ZM240 155L238 154V155H236V156L240 157ZM243 155H244V154H243ZM245 155H246V154H245ZM245 155H244V156H245ZM32 156H34V155H32ZM38 156H40V155H38ZM43 156H44V155H43ZM43 156H41V157H43ZM45 156H46V154H45ZM45 156H44L43 158H45ZM64 156H65V155H64ZM83 156H84V154H83ZM197 156H198V155H197ZM203 156H204V155H203ZM203 156H202V158H203ZM210 156H211V157H210ZM36 157H37V156H36ZM41 157H40V158H41ZM57 157H56V158H57ZM74 157H76V155H75ZM74 157H73V158H74ZM195 157H196V156H195ZM198 157H199V156H198ZM226 157H229V158H226ZM233 157H235V156L233 155ZM238 157H237V159H238ZM38 158H39V157H38ZM40 158H39V159H40ZM46 158H45V162H43L42 159H40V161H42V164H43V163H44L45 165L47 164L48 160L46 161ZM54 158H53V160H54ZM64 158H65V157H64ZM70 158H69V159L65 158V160L67 159L68 162H69ZM92 158H93V157H92ZM191 158H192V157H191ZM35 159L38 161V163L40 162L37 158H34L33 160H35ZM235 159H236V157H235ZM237 159L235 160V163H238V161H241V159H243V157L241 156V157L239 158L238 161H237ZM3 160H6V158H4ZM36 160L34 161V163L36 162ZM49 160H51V161H49V162H52V161H53L52 159H49ZM61 160H62V157H60L59 160H58V158H57V160H55V162L57 161L58 164H60V162H63V161H64V160H63V161H61ZM67 160H66V161H67ZM94 160H96V159H94ZM222 160H223V159H222ZM224 160H223V164H222V161L220 162V165L222 164V166H223V165L225 164ZM59 161H60V162H59ZM66 161H65V162H66ZM88 161H89V160H88ZM201 161H203V160H201ZM205 161H206V159H205ZM208 161H206L205 163L207 164ZM242 161H243V160H242ZM6 162H7V160H6ZM13 162H14V160H13ZM92 162H93V160H92ZM92 162H91V163H92ZM218 162H219V161H218ZM218 162L216 161L215 164L210 163V165H209L208 167H211V165H213V167H214L216 164H217L216 166H218V165H219ZM226 162H227V161H226ZM3 163H4V161H3ZM14 163H15V162H14ZM28 163H29V162H28ZM36 163H37V162H36ZM38 163H37V164H38ZM52 163H54V162H52ZM231 163H232V162H231ZM4 164H5V163H4ZM7 164H8V163H7ZM49 164H50V163H49ZM49 164H47V165H49ZM201 164H202V162H201ZM227 164H228V162H227ZM9 165H10V164H9ZM11 165H12V163H11ZM33 165H34V164H33ZM33 165H32V166H33ZM35 165H36V164H35ZM45 165H42L41 167H44ZM203 165H204V163H203ZM12 166H13V168H12L11 166H6V167H7V168H6L7 170H8L9 168H12V169H9L10 171L12 170V172H10V173H14V172H13V169L16 170V167H17V166L14 167V165H12ZM28 166H29V165H28ZM36 166H37V165H36ZM39 166H40V165H39ZM85 166H86V165H85ZM228 166H229V165H228ZM91 167H92V165H91L89 168H91ZM97 167H98V166H97ZM203 167H204V166H203ZM35 168H36V167H35ZM39 168H40V167H39ZM215 168H216V167H215ZM215 168H214V169H215ZM6 169H5V170H6ZM17 169H18V167H17ZM82 169H84V168H82ZM82 169H80V170H82ZM210 169H211V168H210ZM210 169H209V170H210ZM3 170H4V168H3ZM7 170H6V171H7ZM19 170L22 171V169H20V167H19ZM68 170H69V169H68ZM68 170H67V172H68ZM77 170H78V169H77ZM85 170H86V173H87V169H86V168H85ZM100 170H101V169H100ZM102 170H103V169H102ZM102 170H101V171H102ZM207 170H208V169H207ZM212 170H213V168H212ZM221 170H222V169H221ZM16 171H18V170H16ZM21 171H18V172L22 173L23 171H22V172H21ZM27 171H28V170H27ZM62 171H63V170H62ZM72 171H73V170H72ZM91 171H92V169H91ZM238 171H239V170H238ZM4 172H5V171L1 172L0 174H2V173L4 174ZM7 172H9V171H7ZM51 172H52V170H51ZM53 172H55L56 175L58 174V173H57V172H58L57 170H54ZM53 172H52V173H53ZM76 172H77V171H76ZM79 172H80V171H79ZM96 172H97V171H96ZM96 172H95V173H96ZM10 173L8 174L9 176H10ZM25 173H26V172H25ZM48 173H49V175H50V172H48ZM69 173H70V172H69ZM205 173H207V172H205ZM14 174L17 176L16 173H14ZM41 174H42V173H41ZM41 174H40V176H42ZM64 174H65V172H64ZM76 174H77V173H76ZM76 174H75L74 177L77 176ZM79 174H80V173H79ZM82 174H83V173H82ZM200 174H201V173H199V174H197V175L200 176ZM25 175H28V174H25ZM25 175H24V176H25ZM47 175H48V174H47ZM72 175H74V173H72ZM220 175H221V174H220ZM227 175H228V173H227ZM9 176H8V177H9ZM21 176H22V175H21ZM24 176H23V177H24ZM53 176H55V174H54V175L52 174V176H50V177L52 178ZM62 176H63V175H62ZM65 176L67 177V175H65ZM65 176H64V177H65ZM86 176H88V175H86ZM199 176H198V177H199ZM19 177H20V174H19L18 178H19ZM31 177H32V176H31ZM55 177H56V176H55ZM82 177H84V176H82ZM257 177H258V176H257ZM4 178H5V177H4ZM6 178H7V177H6ZM11 178H12V177H9V178H8L9 180H6L7 183H8V181H10ZM38 178H39V176H38ZM42 178H44V177H42ZM53 178H54V177H53ZM58 178H59V176H58ZM67 178H69V181H68V180H67V181H68V182H71L70 179L73 178V176H72L71 178H70V176L67 177ZM244 178H245V179H244ZM248 178L252 180V177H247V178H246V176L242 178L243 180H241V179H239V178H234L233 181H234L235 183H233V182L231 181V179L229 178V181H230V184H229V185H230V186H227L226 188H224V189H223L221 192H219V193H218V191H217L218 195L221 193V194H220V196H221V195L225 192V193H224V194H225V195H224V198H225L226 196L230 197L231 195H233V194L230 193V192H232V190H237L238 187H240L244 182H245V184H243L242 186H246V185H247V183L249 182V180H247ZM258 178H259V177H258ZM258 178L256 179L257 181L259 180ZM1 179H2V178H1ZM1 179H0V180H1ZM32 179H35V178H32ZM32 179H31V180H32ZM54 179H56V178H54ZM61 179L63 180V178H61ZM86 179H87V178H86ZM220 179H221V176H220ZM222 179H223L222 181H224V178H222ZM235 179H237V180H235ZM3 180H4V179H3ZM20 180H21V179H20ZM22 180L24 181L23 178H22ZM25 180H26V179H25ZM27 180H28V179H27ZM27 180H26V181H27ZM31 180H30V184L32 183ZM36 180H37V178H36ZM41 180H42V179L40 178V182H39L38 180H37V181H38L39 183H45V181L43 182L44 179H43L42 181H41ZM56 180H57V179H56ZM56 180H55V182H56ZM64 180H65V179H64ZM84 180H85V179H84ZM239 180H241V181L237 183V181H239ZM244 180H245V181H244ZM251 180H250V181H251ZM34 181H35V180H34ZM51 181H53V179H51ZM57 181H59V184H60V185H58V186H61V185L64 183V182L62 181L63 183L61 184L60 180H57ZM67 181H66V182H67ZM219 181H220V180H219ZM243 181H244V182H243ZM1 182H2V181H0V183H1ZM24 182H25V181H24ZM72 182H73V181H72ZM226 182H228V181H226ZM246 182H247V183H246ZM25 183H26V182H25ZM35 183L37 184V182H35ZM74 183H75V181L73 182V186H74ZM195 183H196V182H195ZM215 183H216V181H215ZM232 183H233V184H232ZM251 183H252V182H251ZM251 183L249 182V184H250L251 186H254V185H257V184H258V183L256 184L255 182H254L255 184H251ZM3 184H4V182L1 183V185H3ZM9 184H10V183H9ZM27 184H29V180H28V183H27ZM30 184H29V186H30ZM45 184H46V183H45ZM47 184H48V183H47ZM51 184H52V183H51ZM51 184H50V185H51ZM53 184H54V181H53ZM192 184H193V183H192ZM238 184H239V185H238ZM1 185H0V187H1L0 190H1V191L4 190V193L7 194V192H9V191H7V190L5 189V187L3 188V186H1ZM5 185H7V184L5 183ZM12 185H13V187H14V184H13V183H12ZM12 185H9V187H12ZM50 185L47 187V188H48V191H50V190H49ZM64 185H65V184H64ZM71 185H72V184H71ZM223 185H225V184H223ZM223 185H222V187H223ZM234 185H235V188H236L237 186H238V187L235 189V188H234ZM261 185H262V184H261ZM44 186H45V185H44ZM51 186H52V185H51ZM67 186H68V185H67ZM232 186H233V187H232ZM263 186H264V185H263ZM33 187L35 188V185H34ZM37 187H38V186H36V188H37ZM54 187H57V186H55V184H54ZM229 187H230L231 189H232V188H234V189L231 190ZM248 187H249V186H248ZM30 188H31V186H30ZM36 188H35V189H36ZM43 188H44V187H43ZM43 188H42V191H43ZM227 188H229V189H227ZM255 188H256V187H255ZM257 188L259 189L260 187L257 186ZM257 188H256V190H253V191H251V192H252V193H255L254 191H256V192L259 191ZM262 188H263V187H262ZM262 188H261V189H262ZM31 189H33V188H31ZM44 189H45V188H44ZM57 189H58V187H57ZM67 189H68V187H67ZM120 189H121V188H120ZM209 189H212V188H209ZM221 189H222V188H221ZM225 189H226L227 191H228V190H230V191L227 193ZM263 189H264V188H263ZM5 190H6L7 192H6ZM17 190H18V191H21V189H19V188H18ZM17 190H16V192H15V191H13V192H15V193L17 194ZM25 190H26L25 187L22 188V191H24V192H22L23 194L26 193V192H28L27 190H26V191H25ZM45 190H47V189H45ZM45 190H44V191H45ZM54 190H55V189H54ZM58 190H59V189H58ZM242 190H244V189H242ZM1 191H0V192H1ZM30 191H31V190H29V192H30ZM36 191H37V190H36ZM36 191H34L35 194H34V193H31V192H33V191H31L30 193L28 192V193H29L30 196L35 197V196H38V195H39V193H37V192H38V191H41V190H38L37 192H36ZM42 191H41V193H43ZM48 191H45V192H48ZM59 191H60V190H59ZM237 191H238V190H237ZM237 191H236V192H237ZM249 191H250V190H249ZM13 192H12V193H13ZM53 192H54V191H53ZM55 192H56V190H55ZM55 192H54V194H55ZM210 192H212V191H210ZM210 192H209V194L212 195L213 193H210ZM233 192H234V191H233ZM233 192H232V193H233ZM236 192H235V193H236ZM247 192H248V190H247ZM10 193H11V192H10ZM12 193H11V195H12ZM15 193H14V194H15ZM36 193H37L38 195H36ZM41 193H40V194H41ZM48 193H49V192H48ZM56 193H57V192H56ZM63 193H64V192H63ZM207 193H208V192H207ZM238 193H239V192H238ZM238 193H237V195H238ZM0 194H3V193H0ZM6 194H3V197L0 198V200L3 199V198H5V200H7V199L10 200L11 198H13V197H10V195L7 197ZM14 194H13V196H14ZM19 194H20V195H19ZM19 194H18V196L21 197L22 195H21L20 192H19ZM32 194H34V195H32ZM43 194H44V193H43ZM43 194H42V195H43ZM46 194H47V193H46ZM60 194H61V191H60ZM60 194H59V195H60ZM229 194H230V195H229ZM205 195H206V197H205V199H206V198H207V194H205ZM49 196H50V195H48L47 197H49ZM114 196H115V195H114ZM25 197H26V196H25ZM42 197L44 198V196H41L40 198H42ZM201 197H202V196H201ZM208 197H209V196H208ZM211 197H212V196H211ZM213 197H215V195H213ZM6 198H7V199H6ZM14 198H15V197H14ZM37 198L40 199L39 196L36 197V199H37ZM209 198H210V197H209ZM209 198H208V199H209ZM226 198H227V197H226ZM20 199H22V198H20ZM23 199H24V197H23ZM13 200H14V199H13ZM106 200H107V199H106ZM10 201H11V200H10ZM10 201L7 200L8 203H9ZM260 202H261V203H259L260 205L257 204V207H255L256 204H254L253 206H254L255 208H257V209H258V208H259V209L261 208L260 210L262 211V206H261V205L264 204V203H263V201H260ZM16 203H17L18 205H17ZM19 203H20V202H15V203L11 204V206H9L8 208L11 207L12 209H14V208H13L14 205H15L14 207H16V208H17V206H18V207H21V208H18V210L21 209V212H18V214H19V213L21 214L22 212L24 213V210H22V208L26 209L25 211H27V213H28V209H27V208L30 207V209H32V208L34 207V205L37 206V203H36V204L33 203V204H34L33 206H32V204L29 203L31 206H27V208H26V205H25V204H24V205H25V206H24L22 203H21L22 205L19 204ZM39 203H40V202H39ZM1 205H2V201H0V207H1L0 209H3L4 207L7 208V206H1ZM19 205H20V206H19ZM38 205H39V204H38ZM44 205H45V204H44ZM41 206H42V203H41ZM250 206H251V205L246 206L245 209H251V210H254V209H255V208L252 209ZM260 206H261V207H260ZM54 207H55V206H54ZM94 207H96V206H94ZM102 207H103V206H102ZM104 207H105V204H104ZM104 207H103V208H104ZM247 207H250V208H247ZM6 208H4L2 211H5ZM8 208H7V209H8ZM11 208L8 209V212L10 213L9 215H11L13 212H15L14 210H16V208H15L13 211H9V210H11ZM57 208H58V207H57ZM98 208H99V207H98V205H97V209H98ZM100 208H101V207H100ZM100 208H99V209H100ZM108 208H110V207H108ZM108 208H107V209H108ZM122 208H123V207H122ZM33 209L35 210V208H33ZM116 209H117V208H116ZM245 209L243 210L244 212H246ZM259 209H258V212L260 211ZM18 210H16V211H18ZM91 210L93 211V207H92ZM100 210L102 211V209H100ZM100 210H99V211H100ZM251 210H249V212H248V214H249L248 217H250L251 215L254 216V214H255V216H256V215H259L258 217L260 218V215H261V214H258L256 209H255V212H256V213H254V214H252ZM2 211H1V213H2ZM36 211H37V210H36ZM88 211H89V210H88ZM92 211H91V212H92ZM94 211H95V208H94ZM97 211H98V210H97ZM97 211H96V212H97ZM103 211H104V210H103ZM103 211H102V212H103ZM261 211H260L259 213H262ZM8 212H7V213H8ZM116 212H117V211H116ZM244 212H243V215L247 218L246 215H248V214L246 213V215H245ZM250 212H251V215H250ZM263 212H264V211H263ZM32 213H33V212H32ZM85 213H88V212L86 211ZM236 213H237V212H236ZM240 213H241V211H240ZM240 213H239V214L237 213L238 215H237L236 220L238 219L237 222L239 221V222L241 223L240 218H238V216H240V217H243V216H241L242 214L240 215ZM14 214H17V212H15ZM102 214H105V213H102ZM116 214H119V213H116ZM121 214H122V213H121ZM262 214H263V213H262ZM3 215H5L4 212H3ZM100 215H101V214H100V212H99L98 216L100 217ZM108 215H109V213H108ZM108 215H106V216H108ZM110 215H111V214H110ZM263 215H264V214H263ZM1 216H2V215H1ZM90 216H91V215H90ZM90 216L88 217L89 219H87V224H88V223H91V221H92V220H91V221L89 222V220L91 219ZM104 216H105V215H104ZM104 216L102 215L101 220H104L105 218H108L107 221H109V220L111 219V217H112V215H111L110 218H109V217H105V218H104ZM121 216H122V215H121ZM235 216H236V215H235ZM255 216H254V219H257V216H256V217H255ZM261 216H262V215H261ZM39 217H40V216H39ZM91 217H92V216H91ZM95 217H96V216H94L93 218H95ZM114 217H115V216H114ZM122 217H123V216H122ZM128 217H129V216H128ZM231 217H232V216H231ZM231 217H230L227 221H229V220L231 219ZM233 217H234V216H233ZM245 217H244V218H245ZM86 218H87V217L84 216V219H86ZM96 218H98V217H96ZM112 218H113V217H112ZM126 218H127V217H126ZM126 218H125V219H126ZM246 218L243 220L244 223H247V222L249 223L251 220H253V223L256 222V220L251 219V218H250L251 220H249V219L247 218V220H249V221H246ZM263 218H264V217H263ZM45 219H46V218H45ZM117 219H118V218H117ZM120 219H121V218H120ZM232 219H233V218H232ZM232 219H231V221H232ZM46 220H47V219H46ZM71 220H72V219H71ZM101 220H100V221H101ZM114 220H115V219H114ZM234 220H235V219H234ZM236 220H235V223H236ZM259 220H260V219H259ZM261 220H262V218H261ZM261 220H260V221H261ZM32 221H33V220H32ZM35 221H38V220H35ZM39 221H40V220H39ZM39 221H38V223L41 224V222H42L43 220H41V222H39ZM104 221L107 222L106 220H104ZM104 221H102V222H104ZM117 221H119V220H117ZM125 221H126V220H125ZM125 221H123V222H125ZM231 221H230V222H231ZM257 221H258V219H257ZM260 221L256 222V224H257V223H260ZM29 222H30V221H29ZM29 222L27 221V224H29ZM46 222H47V221H46ZM70 222H71V221H70ZM115 222H116V221H115ZM239 222H238V225L240 224ZM0 223H1V222H0ZM12 223H13V222H12ZM15 223H16V221H15ZM22 223L24 224V223H26V222L18 223L17 225L21 224L20 226H17V225H16V226L19 227L20 229H19V228H18L17 230L15 229V230H16V231H15L14 228H13V226H12L14 232H12L11 234H9L8 231H5V233L7 232L9 235H12V234H15V232L17 233V232L19 231L20 234H18L17 237H19V235H20V238H21L22 234H25V233H27L28 231L30 232V230L26 229L27 227L30 228V227H29L30 224H29V225H26V224H25L27 227H26V228H23V226H25V225H23ZM30 223H33L32 226L35 225V227H36V224H34V223H37V222H34V221H33V222H30ZM38 223H37V225H38ZM42 223L44 224V222H42ZM68 223H69V222H68ZM93 223L95 224V227H93V228H95L96 231L98 232V229H99V228L96 227L97 223L94 222V221H93ZM116 223H117V222H116ZM116 223H115V224H116ZM118 223H120V222H118ZM118 223H117V224H118ZM248 223H247V224H248ZM253 223H252V224H253ZM263 223H264V222H263V220H262V222H261L260 224H257V225H260V227H263V226H264ZM5 224H6V222H5ZM8 224H9V223H8ZM75 224H76V223H75ZM85 224H86V221H85ZM87 224H86V225H87ZM107 224L109 225V223H107ZM107 224H106V225H107ZM113 224H114V223H113ZM113 224H112V228L114 229ZM115 224H114V226H115ZM117 224H116V225H117ZM121 224H122V222H121ZM133 224H134V223H133ZM262 224H263V226H261ZM1 225H2V224H1ZM3 225H4V223H3ZM90 225H91V224H90ZM92 225H93V224H92ZM108 225H107L106 227H104V228H105V234H104V235H106V230H108V231L110 230ZM248 225L251 226L250 223H249ZM5 226H6V225H5ZM10 226H11V224H10ZM10 226L7 225V226H6V229H3V228H2V229H3L2 231H4V230H8L7 227H10ZM14 226H15V225H14ZM21 226H22V227H21ZM32 226H31L30 229H32V231H34V232H31V234H32V233H35V235H36V232L38 231V228L36 227V228H37V230H36V228H34V226H33V228L35 229V230H34V229L32 228ZM93 226H94V225H93ZM100 226H101V225H100ZM110 226H111V224H110ZM118 226H119V225H117V228H118ZM123 226H125V225L123 224ZM234 226H235V224H234ZM239 226H240V225H239ZM249 226H248V227H249ZM255 226H256V225H255ZM38 227H39V225H38ZM67 227H68V226H67ZM87 227H88V225H87ZM91 227H92V226H91ZM107 227H108V229H107ZM120 227H121V226H120ZM120 227H119V228H120ZM251 227H252V229L249 228L248 231H247L248 233H245L246 235H247V234H250V235H251L252 233H254L253 236L256 237L255 233H256V230H258V228H259L258 231H260V229H261V230L263 231V233H261V232H260V233H261V234H264V230H263L262 228H260L259 226H257L256 228H255L254 226H251ZM12 228L10 227V229H12ZM93 228H90V229H89L90 232H92V231L94 230ZM97 228H98V229H97ZM112 228H111V230H113ZM126 228H127V227H126ZM239 228H240V227H239ZM242 228H243V227H242V223H241V228H240V229H242ZM10 229H9V231L11 232ZM22 229H23L24 231H23ZM25 229L27 230V232H25ZM123 229H124V228H123ZM254 229H256L255 232H251V231L254 230ZM0 230H1V229H0ZM20 230H22V232H21ZM2 231H0V234L2 235V238H3V239H1V240H2V241H3L4 239H5V240H8L7 238H4V237H6V236H5V233H4V232L2 233ZM96 231H94V233H92V234H94V236H95V232H96ZM23 232H25V233H23ZM81 232H82V231H80V233H81ZM103 232H104V231H103ZM249 232H251V233H249ZM86 233H87V235H89L88 232H86ZM99 233H100V231H99ZM109 233H110V231H109ZM109 233L107 234L108 236L105 237L104 239L109 238ZM116 233H117V232H116ZM116 233H115V235H117ZM8 234H7V235H8ZM31 234H28L29 237H30ZM81 234H84V231H83V233H81ZM92 234H90V235H92ZM120 234H121V233H119L118 237L120 236ZM238 234H239L240 236H239V238H237V240L235 239V240H236L235 242H237L238 239H240V237H241V238L243 237L242 234H240V233H238ZM245 234H244V237H245ZM1 235H0V238H1ZM16 235H17V234H15L14 237H15ZM28 235H27V236H28ZM35 235H34V236H35ZM101 235H102V234H100V235L97 234V235L95 236L96 240H97V238L99 239V238L101 237ZM110 235H113V236H110V237H111L110 239H113V237L115 236L113 233L110 234ZM121 235L123 236V234H121ZM241 235H242V236H241ZM257 235H258V232H257ZM3 236H4V237H3ZM27 236L24 235V237H26L24 240L27 239ZM67 236H70V235L67 234ZM67 236H66V237H67ZM251 236H252V235H251ZM7 237H8V238L11 237V239H12V236H7ZM14 237H13V239H12L13 241H14ZM22 237H23V236H22ZM29 237H28V239H29ZM31 237H32V235H31ZM31 237H30V238H31ZM118 237H117V238H118ZM237 237H238V236H237ZM248 237H249V236H248ZM263 237H264V236H263ZM117 238L115 237V239H117ZM252 238H253V237H252ZM15 239L18 241V239H17L16 237H15ZM60 239H61V238H60ZM72 239H73V241H75V242L77 241L76 237H74V238L72 237ZM102 239H103V238L101 237V241H102ZM104 239H103V241H104ZM110 239H107L106 241L109 240V242H110V243H113L112 245L114 246V243H115L116 241H115V242H111ZM119 239H121V238H118V240H119ZM232 239H233V238H232ZM232 239H231V240H232ZM253 239H254V238H253ZM253 239L251 240V242L253 241ZM9 240H10V239H9ZM16 240H15V242H16ZM31 240H32V238H31ZM63 240H64V238L62 239V242H63V243H64L65 241L67 242L68 238H67L65 241H63ZM79 240H80V239H79ZM83 240H84V239H83ZM113 240H114V239H113ZM233 240H234V239H233ZM233 240H232V241H233ZM248 240H249V239H248ZM248 240H246V241H248ZM2 241H1V242H2ZM19 241H21V240L19 239ZM27 241H28V240H27ZM27 241H21V242H27ZM58 241H59V240H58ZM68 241H71V238H70ZM73 241L70 242V243H71V246H70V247H71L72 249H73V247H74L73 250H75V252H74L72 249H70V248L68 249V248H67V249L70 251V253H68L69 251L66 249V252L69 254V257H71V259H70L71 262H72L71 264L76 263V261L74 262V261H72V259H73V258L75 257V255H77V254H80V255H78V259L81 260V261H84V263L81 262V264H82V263H83V264H88L87 262H85L84 259L82 260V258H80V257H83L82 255H84V254L81 255V253L83 252L81 249L85 248V246H86V244H87L86 241H84L85 244L83 243L85 246H84V245L82 246V244L79 242L78 247L81 245V249H79V248L77 247V245L75 244V242H73ZM101 241H99L98 243H96V245H97V244L100 245V244L103 242V241H102V242H101ZM223 241H224V240H223ZM240 241H241V240H240ZM249 241H250V240H249ZM5 242H7V241L2 242L1 244H4ZM109 242H108V243H109ZM228 242H229V241H228ZM230 242H231V241H230ZM7 243H8V242H7ZM12 243H13V242H12ZM28 243H29V242H28ZM72 243H74V245H76V246H73V247H72V245H73ZM105 243L107 244V242H105V241H104V243H102V244L104 245ZM116 243H117V242H116ZM240 243H241V242H240ZM243 243H244V242H243ZM5 244H6V243H5ZM13 244H14V243H13ZM23 244H24V243H23ZM56 244H57V243H56ZM67 244L70 245L69 242H68ZM102 244H101V246H102ZM106 244H105V246H106ZM7 245H9V243L6 244V246H7ZM10 245L12 246V244H10ZM16 245H18V244H16ZM68 245H67V246H68ZM112 245H110V244L108 245V247H110V248L112 247L111 250L114 249V247H115V246L113 247ZM241 245H242V244H241ZM94 246H95V245H94ZM101 246H100V248H101ZM141 246H142V245H141ZM228 246H229V245H228ZM0 247H1V246H0ZM3 247H4V250H5V246H2L1 248L3 249ZM61 247H62V248H61ZM61 247H59V249L61 248V250H62V249H63V246H61ZM75 247L78 249L77 251H76V248H75ZM90 247H91V246H87V250L91 251V249H88V248H90ZM98 247H99V246H98ZM102 247H104V246H102ZM55 248H56V247H55ZM91 248H92V251H94V252L97 251V250H96V247H91ZM93 248H95V250H94ZM59 249H58V250H59ZM104 249H106V248H104ZM56 250H57V249H54V251H56ZM71 250H72V253H73V255H74L73 258H72ZM79 250H81L82 252L77 253ZM99 250H100V249H99ZM99 250H98V251H99ZM64 251H65V247H64V250H63V253L65 254V256L63 255V253H62L61 251L55 252V253H57V254L54 253L55 255L51 252L52 254H48L47 256H49V259L52 258V260H53V258H54L53 256H55V258H54L55 260H53V264H54V262L56 261V258H57V257H60V255H63L62 258H63V257H65V258H63V259H62V258H58V259H59V260L62 259V263H63V260H65L66 263H67L68 258H67V260H66V257H68V256H67V253H65ZM1 252H2V251H1ZM59 252H60V253H59ZM105 252H107V250H105L104 252L102 251V253H105ZM74 253H75V254H74ZM76 253H77V254H76ZM90 253H92V252H90ZM107 253H108V252H107ZM107 253H106V255H107ZM109 254H110V253H109ZM50 255H51V258H50ZM52 255H53V256H52ZM57 255H59V256H57ZM70 255H71V256H70ZM88 255H89V253H88ZM92 255H94V254L92 253ZM98 255H99V254H98ZM101 255H102V254H101ZM104 255H105V254H104ZM137 255H138V254H137ZM90 256H91V255H89V257H90ZM102 256H103V255H102ZM87 257H88V256H87ZM89 257H88V258H89ZM91 257H94V256H91ZM91 257H90V258H91ZM96 257H98V256H96ZM147 257H148V256H147ZM43 258L45 259V256H44ZM76 258H77V257H76ZM83 258H84V257H83ZM90 258H89V259H90ZM152 258H153V257H152ZM47 259H48V258H47ZM134 259H135V258H134ZM134 259H133V260H134ZM138 259H139V258H138ZM153 259H154V258H153ZM7 260H8V259H7ZM18 260H19V259H18ZM52 260H51L50 262H52ZM70 260H69V261H70ZM73 260H75V258H74ZM76 260H77V259H76ZM86 260H87V259H86ZM100 260H102L101 257H100ZM142 260H143V259H142ZM13 261H14V260H13ZM39 261H40V260H39ZM47 261H48V260H47ZM65 261H64L63 264H66ZM69 261H68V262H69ZM90 261H91V259L89 260V263H90ZM93 261H94V259H93ZM93 261H91V262H93ZM98 261H99V260H98ZM130 261H131V259H130ZM136 261L141 262L140 260H136ZM151 261H152V260H151ZM2 262H3V261H2ZM2 262H1L0 264H2ZM50 262H48V264H49ZM79 262H80V261H77V263H79ZM94 262H95V261H94ZM100 262H101V261H99V263H100ZM4 263H5V261H4ZM37 263H39V262H37ZM56 263H57V261H56ZM69 263H70V262H69ZM136 263H137V262H135V260H134V261H133V264H136ZM142 263L144 264V262H142ZM31 264H32V263H31ZM39 264H40V263H39ZM51 264H52V263H51ZM58 264H60V263H58ZM67 264H68V263H67ZM93 264H94V263H93ZM131 264H132V263H131ZM151 264H152V263H151Z\"/></svg>", "mask_w": 264, "mask_h": 264}]
</instances>
